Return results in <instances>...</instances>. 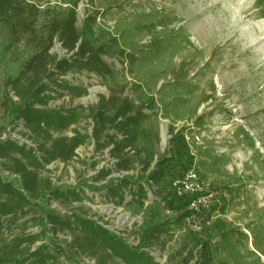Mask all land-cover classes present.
<instances>
[{"label": "rangeland", "instance_id": "1", "mask_svg": "<svg viewBox=\"0 0 264 264\" xmlns=\"http://www.w3.org/2000/svg\"><path fill=\"white\" fill-rule=\"evenodd\" d=\"M74 1L32 0L16 26L0 21L1 94L9 91L13 101H19L7 81L18 77L27 60L42 49L50 23L65 17ZM76 14L85 39L94 47L105 45L108 53L103 59L110 71L74 69L52 79L85 87L81 96L50 82L47 108L77 116L69 128L53 129V135L73 136L77 131L88 139L72 160L56 159L42 174L64 189L75 188L82 198H44L41 205L11 221V230L39 231L47 208L92 217L137 246L146 227L163 223L165 232L147 247L159 264H195L198 259L203 264H264V0H79ZM74 51L54 37L50 52L57 60ZM101 96L112 101L127 98L142 109L134 147L124 152L130 159L128 171L117 169L113 144L95 143L90 110ZM10 108L11 104L0 105V135L17 131L34 143H44V137L32 134L22 120H13ZM172 128L185 134L200 176L231 193L230 202L202 234L188 231L177 213L156 205L154 191L167 195L168 179L153 184V191L143 184V205L137 185L133 191L125 188L123 203L106 187L112 178L145 177L144 162L152 160L151 169L166 153ZM109 133L122 137L113 130ZM51 231V239L36 245L50 240L72 243V231ZM202 243L207 244L203 259ZM71 255L74 259L61 253L59 263H96L75 248ZM106 264L124 263L106 257Z\"/></svg>", "mask_w": 264, "mask_h": 264}, {"label": "trees", "instance_id": "2", "mask_svg": "<svg viewBox=\"0 0 264 264\" xmlns=\"http://www.w3.org/2000/svg\"><path fill=\"white\" fill-rule=\"evenodd\" d=\"M30 1L32 0H0V21L9 27L19 24V18L21 19L32 7ZM78 1L75 0L68 7L65 17L56 18L50 23L45 45L27 60L18 77L7 81V87L13 89L19 101L14 102L9 91L5 90L3 94L0 92V105L11 104L13 120L18 122L22 120L23 125L32 134H35L36 137L43 136L45 139L44 143L36 142V150L34 147L20 143L9 136L2 138L4 133L0 135V264H61L59 263L60 254L72 257L71 253H74V248L80 254H87L88 259H96L95 264H106V257L119 258L124 264H159L154 256L147 251V247L151 246L165 232L163 223L146 227L140 235L137 246L104 227L92 217L77 213L62 215L47 208L44 209V217H42L44 218V227L39 231L15 234L11 230V221L20 215L25 216L35 206L41 205L44 198L65 199L68 195H72L78 200L82 198L80 191L75 188L64 189L57 186L52 182L51 177L42 174V171L49 170L46 165L56 159L65 162L72 160L77 155L76 149L88 139L87 135L77 131L73 136L55 137L53 135V129L62 131L69 128L77 121V116L71 112L65 113L60 109L47 108L48 102L52 98L51 95H47L49 94L47 92L52 89L49 87L50 82L56 83L57 80H52L55 76L66 75L74 69L99 74H106L110 71L109 65L103 59V55L108 53L105 45L94 47L85 39L83 30L80 31L77 26L76 6ZM56 35L59 36L63 47L69 52L75 50L69 58L63 57L57 60L50 52ZM56 85L67 89L70 94L76 96L87 92L85 87H76L66 81L57 82ZM109 103L115 107L113 113H110L112 107H108ZM90 112L94 119L93 137L96 145L101 147L113 144L111 154L117 159V169L128 171L130 159L125 156L124 152L127 148L134 147L136 127L143 116L142 109L127 98L112 101V97L101 96L97 106L91 108ZM110 130L121 134L122 137L110 134ZM170 133L172 136L169 148L165 154L159 157L154 167L149 169L152 160L144 162V171L147 172L145 177L135 179L131 175H124L120 179L112 178L106 187L111 196H116L119 202L123 203L125 188L130 187L129 189L133 191L134 186L137 185L136 192L141 193L139 202L143 205V196H145L142 195L145 192L143 184H147L153 191V184L158 185L168 179L170 192L163 195L154 191L157 197L155 203L156 205L163 204L165 209L177 213L178 220L183 222L190 197L178 196L172 189L171 182L195 166V156L192 155L182 131L175 132V129L172 128ZM8 161L11 162L10 165L7 163ZM200 162L204 164V161ZM3 169L19 174L20 178L4 177ZM100 177L104 178L105 176L100 175ZM50 229L72 231L74 235L72 243L64 244L50 240L49 243L54 245L53 249L48 247L49 243L36 245L45 238L53 237L54 234ZM206 247V243L201 244L202 259ZM203 263L205 261L201 262L198 259L195 264Z\"/></svg>", "mask_w": 264, "mask_h": 264}, {"label": "built area", "instance_id": "3", "mask_svg": "<svg viewBox=\"0 0 264 264\" xmlns=\"http://www.w3.org/2000/svg\"><path fill=\"white\" fill-rule=\"evenodd\" d=\"M8 134L4 133L2 138L6 135L8 137ZM9 137L37 150L36 143L22 133L15 131ZM2 174L9 179L20 178L19 174L7 169H3ZM171 187L178 196L190 197L183 224L188 231L195 234H202L209 228L220 216L222 207L231 200V193L227 188L215 186L210 180L201 177L194 166L174 178Z\"/></svg>", "mask_w": 264, "mask_h": 264}, {"label": "bare ground", "instance_id": "4", "mask_svg": "<svg viewBox=\"0 0 264 264\" xmlns=\"http://www.w3.org/2000/svg\"><path fill=\"white\" fill-rule=\"evenodd\" d=\"M162 135H163V142H165L166 141V137H167V135L165 133V129H163Z\"/></svg>", "mask_w": 264, "mask_h": 264}]
</instances>
